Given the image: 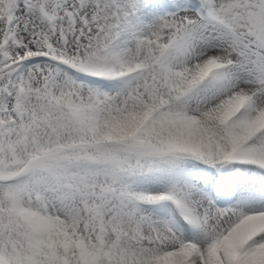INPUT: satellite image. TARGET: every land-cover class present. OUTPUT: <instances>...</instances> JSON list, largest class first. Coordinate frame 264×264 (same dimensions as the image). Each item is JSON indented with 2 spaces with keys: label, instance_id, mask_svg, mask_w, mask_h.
<instances>
[{
  "label": "snow or ice",
  "instance_id": "obj_1",
  "mask_svg": "<svg viewBox=\"0 0 264 264\" xmlns=\"http://www.w3.org/2000/svg\"><path fill=\"white\" fill-rule=\"evenodd\" d=\"M0 264H264V0H0Z\"/></svg>",
  "mask_w": 264,
  "mask_h": 264
}]
</instances>
